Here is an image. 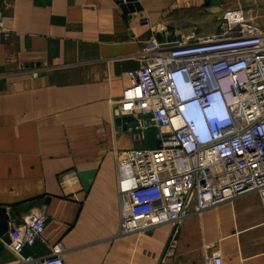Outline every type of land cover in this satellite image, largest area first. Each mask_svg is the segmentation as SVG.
I'll return each mask as SVG.
<instances>
[{
  "label": "crops",
  "instance_id": "crops-1",
  "mask_svg": "<svg viewBox=\"0 0 264 264\" xmlns=\"http://www.w3.org/2000/svg\"><path fill=\"white\" fill-rule=\"evenodd\" d=\"M8 3L0 43V208L34 202L18 218L47 216L42 242L22 255L44 258L54 247L65 264H204L218 252L223 264H264L257 193L201 214L189 207L172 238L167 225L119 236V191L132 173L113 154L155 148L152 132L138 141L133 127L114 124L127 73L154 54L145 48L153 40L163 49L195 43L216 33L232 7L264 28V0H217L215 9L211 0ZM15 262L0 243V264Z\"/></svg>",
  "mask_w": 264,
  "mask_h": 264
},
{
  "label": "built area",
  "instance_id": "built-area-1",
  "mask_svg": "<svg viewBox=\"0 0 264 264\" xmlns=\"http://www.w3.org/2000/svg\"><path fill=\"white\" fill-rule=\"evenodd\" d=\"M8 6L0 0V43ZM141 22L149 25L147 18ZM220 22L216 33L188 45L163 49L153 40L145 51L154 54L144 67L127 73L129 83L114 113L134 119L135 140H144L153 128L155 148L113 152L132 173L130 186L119 191V236L167 225L172 238L191 206L201 214L248 193L259 194L264 203V28L242 8L224 10ZM224 80L229 95L221 88ZM180 97L188 100L180 103ZM208 99L223 101L228 123L200 142L188 112H206ZM46 220L44 212H29L9 230L8 241L0 237L13 264H65L54 247L44 258L22 255L42 242ZM204 264H223L222 257L212 252Z\"/></svg>",
  "mask_w": 264,
  "mask_h": 264
},
{
  "label": "clouds",
  "instance_id": "clouds-1",
  "mask_svg": "<svg viewBox=\"0 0 264 264\" xmlns=\"http://www.w3.org/2000/svg\"><path fill=\"white\" fill-rule=\"evenodd\" d=\"M174 87L179 90V85L175 82ZM189 93H191V89ZM180 99H182L180 103L188 100H183V97H180ZM207 105L209 110L206 112H201L195 108H190L188 112L189 121L192 122V135L200 142L208 139L209 132L213 133L214 130H219L228 123L226 118L227 106L224 105L223 101L208 99Z\"/></svg>",
  "mask_w": 264,
  "mask_h": 264
},
{
  "label": "water",
  "instance_id": "water-1",
  "mask_svg": "<svg viewBox=\"0 0 264 264\" xmlns=\"http://www.w3.org/2000/svg\"><path fill=\"white\" fill-rule=\"evenodd\" d=\"M121 6L120 8H122L125 12L128 10H131L132 12H134L131 8H130V4H122V2H120ZM211 6L212 8H216L217 7V0H211ZM134 8L137 9V11H140V8H137V6H133ZM213 12H218L217 9L216 11ZM114 124H116V126L121 127L123 126V130L128 128V127H133L134 124V119L131 116H126L123 115V117H117L114 119ZM34 205V202H27L26 204L20 205L18 206L15 211L14 210H6L4 208H0V237L3 238V240L8 241V232L9 230H11V228H13V224L14 225H19L20 224V219L17 216L16 212H27L28 210H30L29 208ZM11 224V226L9 227L8 224Z\"/></svg>",
  "mask_w": 264,
  "mask_h": 264
},
{
  "label": "rangeland",
  "instance_id": "rangeland-1",
  "mask_svg": "<svg viewBox=\"0 0 264 264\" xmlns=\"http://www.w3.org/2000/svg\"><path fill=\"white\" fill-rule=\"evenodd\" d=\"M232 9H233V7H232ZM240 80H242V77H240L239 78ZM221 88L225 91V93L227 94V95H229V91H230V88H229V83H228V81L227 80H224V81H222V83H221ZM141 123V125H143V123L142 122H140ZM153 133V135H154V132H155V130L153 129V128H148V130L145 132V133Z\"/></svg>",
  "mask_w": 264,
  "mask_h": 264
}]
</instances>
